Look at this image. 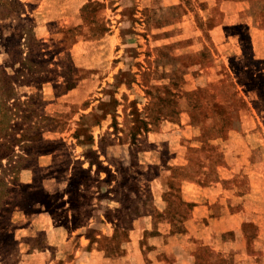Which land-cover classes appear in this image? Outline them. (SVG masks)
<instances>
[{"label": "rangeland", "instance_id": "obj_1", "mask_svg": "<svg viewBox=\"0 0 264 264\" xmlns=\"http://www.w3.org/2000/svg\"><path fill=\"white\" fill-rule=\"evenodd\" d=\"M239 1L0 0V264L60 259L111 220L161 230L157 211L186 207L179 191L159 202L158 182H216L227 162L243 189L215 264H264V52L252 58ZM245 1L262 25L264 0Z\"/></svg>", "mask_w": 264, "mask_h": 264}, {"label": "crops", "instance_id": "obj_2", "mask_svg": "<svg viewBox=\"0 0 264 264\" xmlns=\"http://www.w3.org/2000/svg\"><path fill=\"white\" fill-rule=\"evenodd\" d=\"M239 2L230 3L245 5L244 10L242 7L239 10H243L241 12L245 16L243 25L245 27L248 24L251 25V23L257 25V27L251 25L254 28V33H248L246 27L250 53L252 58L257 60L258 57L262 58L261 54L264 52V34L262 29L264 23L261 22L262 25H260L259 22L252 18L250 13L248 14L250 8L247 1L242 0ZM224 138L222 137L221 139ZM242 139L245 143H248L246 137H242ZM227 144L230 145V140H227ZM229 155L228 151H224L222 160H230ZM147 166L154 167L157 171L156 176L161 180L160 170L162 167L160 163ZM239 167L241 168V164ZM87 168L90 170L92 164L90 166L87 163ZM220 168L222 170L220 169L219 172L222 175L218 176V181L207 182L205 185L183 182L179 186L171 188V185L166 182H158L159 202L163 201L166 203L164 196L170 195V192L179 191L181 198L183 197L182 206L186 207V211L180 220L177 218L176 213H167L164 211L165 208L160 213L157 211V218L154 221L156 224L161 225V230L155 229L151 231L148 226L141 228L136 224L138 221L134 217L129 220L130 226L127 229L121 227L119 230V226L117 224L113 225L114 220H111L108 222L112 223V230H95L91 232L92 238L78 233L75 237L79 240V243L76 247L74 246V248L70 249L72 255L69 256L70 253L62 255L60 259H52L47 264H215L216 261H221L224 258L218 253H223L228 243L224 236L229 235L234 229L232 227L233 215L231 213L232 190L241 192L243 188L239 187V190L234 186L232 189L230 176H225V174H230L231 172L228 162L225 165L222 164ZM238 173L245 175L244 178L247 179V169ZM243 175H240V177L243 178ZM260 175L262 176L261 172ZM225 181L228 182L225 184ZM112 185L102 184L98 188H94V190H99V192L108 191L112 189ZM258 185H260V191L264 192L263 180ZM153 187L154 184L147 178L142 183L137 184V190L142 192L144 197L149 198L150 200L148 201L152 204L153 201L156 202ZM246 189H248L247 184L244 191ZM110 201L112 202V200ZM262 202L264 201L262 200ZM260 213L255 214V220L252 222L257 227L256 233L264 232L260 225L264 218H262L261 211ZM103 217L108 220L106 214H103ZM150 218L152 219L151 216ZM259 219H261L260 222ZM244 222L247 221L244 220ZM242 223L237 231L240 233L238 250L240 249V253L244 254L243 257H245V243L247 240L244 237L242 238L243 226L245 225ZM197 226H200V228L197 229ZM120 234L124 238V242L120 247H116V244L112 242L103 244V240L112 241L117 239ZM253 241V243H257V237ZM200 251L204 255V260H200ZM151 255H156V257L150 258ZM237 259L244 261L241 256H237Z\"/></svg>", "mask_w": 264, "mask_h": 264}, {"label": "trees", "instance_id": "obj_3", "mask_svg": "<svg viewBox=\"0 0 264 264\" xmlns=\"http://www.w3.org/2000/svg\"><path fill=\"white\" fill-rule=\"evenodd\" d=\"M71 88H72V87H71ZM71 88H70V89H71ZM229 112H231V110H229ZM228 129H230V127H228V128H227V130H228ZM89 165L91 166V164H90V163H89Z\"/></svg>", "mask_w": 264, "mask_h": 264}]
</instances>
